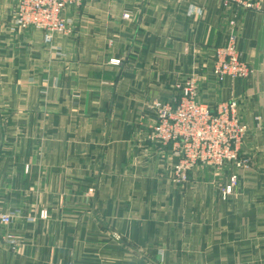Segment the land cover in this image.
<instances>
[{
  "label": "crops",
  "instance_id": "1",
  "mask_svg": "<svg viewBox=\"0 0 264 264\" xmlns=\"http://www.w3.org/2000/svg\"><path fill=\"white\" fill-rule=\"evenodd\" d=\"M18 1L0 0V211L14 218L0 264H264V3L83 0L48 43L16 25ZM232 33L252 74L220 80ZM192 74L201 101L237 100L251 128L227 198L233 165L178 181L173 143L149 137L155 103Z\"/></svg>",
  "mask_w": 264,
  "mask_h": 264
},
{
  "label": "built area",
  "instance_id": "2",
  "mask_svg": "<svg viewBox=\"0 0 264 264\" xmlns=\"http://www.w3.org/2000/svg\"><path fill=\"white\" fill-rule=\"evenodd\" d=\"M83 0H19L14 21L23 29L34 28L44 32L45 41L51 43L56 33L70 31V20L65 11L80 5ZM225 6L237 5L249 10L261 11L264 0H224ZM129 17V14H125ZM264 18V16H263ZM213 72L220 79H246L252 74L248 62L243 59L232 33L216 51ZM181 95L174 103L157 102L154 105L156 120L149 137L163 144L173 143L172 156L176 158L174 171L178 181H187L189 172L198 164L214 168L233 165L235 172L223 189L227 198L239 180V170L250 166V158L244 147L250 133V125L240 116L239 102L235 99L208 105L199 96V77L192 74L178 85ZM42 211L41 217L46 218ZM13 215L0 211V233L4 226L13 223ZM13 251L18 245L11 233H2ZM119 238L118 235H116Z\"/></svg>",
  "mask_w": 264,
  "mask_h": 264
}]
</instances>
